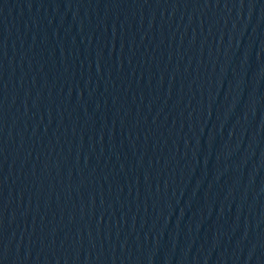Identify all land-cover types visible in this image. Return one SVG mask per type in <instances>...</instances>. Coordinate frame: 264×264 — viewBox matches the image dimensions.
I'll list each match as a JSON object with an SVG mask.
<instances>
[{
	"label": "water",
	"instance_id": "obj_1",
	"mask_svg": "<svg viewBox=\"0 0 264 264\" xmlns=\"http://www.w3.org/2000/svg\"><path fill=\"white\" fill-rule=\"evenodd\" d=\"M0 264H264V0H0Z\"/></svg>",
	"mask_w": 264,
	"mask_h": 264
}]
</instances>
